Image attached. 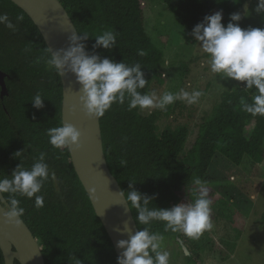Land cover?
I'll return each instance as SVG.
<instances>
[{"label":"trees","instance_id":"obj_1","mask_svg":"<svg viewBox=\"0 0 264 264\" xmlns=\"http://www.w3.org/2000/svg\"><path fill=\"white\" fill-rule=\"evenodd\" d=\"M78 32L90 38L84 41L86 51L93 52L95 36L113 31L117 45L111 51L95 49L102 57L132 65L140 63L148 80L143 94L156 84L164 83V52L156 47L147 32L144 0H60ZM177 17L191 35L194 26L206 15L222 11L223 19L249 0H160ZM0 14H7L16 30L0 24V70L6 73L9 96L1 98L0 87V178L10 175L20 164L30 168L40 153L49 165L50 177L41 192L44 206L36 208L34 198L19 197L25 209L22 219L39 241L46 264H117L118 254L90 197L75 171L68 149H56L49 143L47 130L61 126L63 85L61 77L45 60L48 46L33 20L10 0H0ZM23 16L17 22L16 17ZM143 51L144 55H139ZM246 82L222 94L199 130L193 147L185 150L189 127L171 121L160 127L170 111L155 109L142 114L141 109L128 110V101L115 103L100 118L103 146L108 166L123 191L129 183L135 190L155 195L150 207L169 209L177 203L195 199L182 192L193 180H206L216 157L221 156L236 167L244 158L256 165L264 164V116H252L242 110L241 98L251 103L255 90L244 89ZM39 93L44 107L36 109L31 100ZM23 156L15 158L14 153ZM264 166V165H263ZM212 201L211 218L230 227L228 237L205 231L199 239H190L182 232L164 231V222L154 221L149 227L164 240L176 242L190 252L183 256L186 264H223L235 255L244 227L238 226L242 215L225 198ZM7 196V194H5ZM215 198L212 200V198ZM134 219L137 215L132 210ZM136 221V220H135ZM221 232L219 233V236ZM0 264L5 258L0 248ZM15 264H20L16 261Z\"/></svg>","mask_w":264,"mask_h":264},{"label":"clouds","instance_id":"obj_2","mask_svg":"<svg viewBox=\"0 0 264 264\" xmlns=\"http://www.w3.org/2000/svg\"><path fill=\"white\" fill-rule=\"evenodd\" d=\"M255 11L264 14V0H258ZM248 15V5L245 4L243 16ZM222 19V11L206 15L202 22L194 26L191 35L201 51L207 54L211 73L218 75L220 80L231 78L246 82L244 89L255 90L251 103L241 98L242 110L252 116H264V28H241L238 22L242 15L239 12L230 14L227 26L222 24ZM16 20L22 21L23 16H17ZM0 24L16 30V25L7 14H0ZM89 38L86 32L75 31L68 36L66 48L53 50L49 47L45 60L47 66L58 76L63 77L67 73L74 75L76 83L80 85L79 102L82 111L89 118H102L113 104L123 105L126 100L129 111L137 108L164 110L177 100L192 105L201 97L200 91L189 93L184 89L162 95H158L156 91L143 94L139 90L145 88L148 80L141 71L140 63L129 65L123 61L116 62L95 52V49L101 47L111 51L117 45L116 33L104 31L95 36L91 54L86 51L84 43ZM138 54L143 56L144 52L139 51ZM43 100L37 93L31 102L36 109H41L44 107ZM81 135L73 124L65 122L47 130L49 143L56 149H79ZM23 153L17 151L13 155L20 158ZM49 177L45 154L40 153L30 168H25L20 163L12 171L10 178H0V210L6 225L20 227L22 224L25 209L21 206L19 197L34 198L36 208L44 206V197L38 193ZM135 183L131 181L129 190L118 194L129 210L135 209L137 224L149 226L154 221H161L164 222L165 232H182L190 239H199L205 231L213 228L212 201L200 179L193 182V201L177 203L169 209L150 207L155 195L148 196L135 190ZM123 232L128 234V239L117 241V247L123 250L117 257V264H169L170 254L163 250L162 234L151 231L149 227L140 228L133 233L127 223Z\"/></svg>","mask_w":264,"mask_h":264},{"label":"rangeland","instance_id":"obj_3","mask_svg":"<svg viewBox=\"0 0 264 264\" xmlns=\"http://www.w3.org/2000/svg\"><path fill=\"white\" fill-rule=\"evenodd\" d=\"M258 0H249L250 15L243 16L244 6L234 13L242 15L239 25L264 28V14L255 11ZM147 32L153 43L164 52V67L162 70L164 83L156 84L153 91L158 95L165 92L177 93L181 89L191 93H202L198 102L192 105L177 100L161 111H170V118L163 117L160 127H164L169 120L179 121L189 127L190 135L185 150H190L199 135L200 126L212 114L215 105L220 101L222 94L233 91L244 85L245 82L231 78L220 80L219 76L211 73L207 54L203 53L192 35L181 25L177 17L160 0H144ZM230 15L222 24L227 26ZM155 109L141 110L142 114H149ZM264 164L256 165L249 158L236 167L225 158L218 156L208 172L205 184L208 194L213 192L216 199L225 198L240 212L242 218L238 226L244 227V233L238 242L235 255L223 264H264ZM196 180V179H195ZM193 180V182L195 181ZM192 185L182 192L186 198L195 197ZM211 197V196H209ZM212 198L214 200L215 198ZM212 235L228 237L230 227L222 228L225 222L218 223L212 220ZM221 235L219 236V233ZM163 250L169 252V264H186L183 250L170 240H164ZM202 264H205L203 262Z\"/></svg>","mask_w":264,"mask_h":264},{"label":"water","instance_id":"obj_4","mask_svg":"<svg viewBox=\"0 0 264 264\" xmlns=\"http://www.w3.org/2000/svg\"><path fill=\"white\" fill-rule=\"evenodd\" d=\"M21 8L41 32L48 48L53 50L66 48L68 36L78 31L68 11L60 0H10ZM7 74L0 70L1 98L9 96L6 84ZM63 85L62 120L73 124L81 132V147L69 150L72 162L80 181L87 191L96 214L107 230L118 256L122 249L117 241L128 239L123 232L125 223L132 232L139 230L132 210H129L123 198L118 180L112 174L103 146L100 118H89L82 111L79 102L80 85L71 73L61 77ZM75 108V110H74ZM20 227L6 225L0 210V248L5 264H46L39 241L29 226L21 218ZM186 255H190L183 245Z\"/></svg>","mask_w":264,"mask_h":264}]
</instances>
